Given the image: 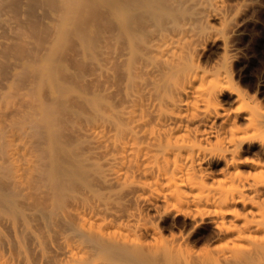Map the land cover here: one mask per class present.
Returning <instances> with one entry per match:
<instances>
[{"label": "bare ground", "instance_id": "bare-ground-1", "mask_svg": "<svg viewBox=\"0 0 264 264\" xmlns=\"http://www.w3.org/2000/svg\"><path fill=\"white\" fill-rule=\"evenodd\" d=\"M227 2L0 0V219L42 263L264 264V106L211 25Z\"/></svg>", "mask_w": 264, "mask_h": 264}, {"label": "rangeland", "instance_id": "rangeland-1", "mask_svg": "<svg viewBox=\"0 0 264 264\" xmlns=\"http://www.w3.org/2000/svg\"><path fill=\"white\" fill-rule=\"evenodd\" d=\"M227 1L238 4L236 9L233 3L228 4L234 7L230 19L225 24L212 20L211 25L222 32L227 41L226 56L236 86L264 106V0ZM209 50L207 55H210ZM17 71L19 69L12 67L5 72L0 65V128L5 122L20 117V99L14 96L21 87L20 80L14 77ZM3 220L0 219V264H44L27 239L17 242ZM33 228L41 235L38 227L33 225ZM209 233L203 235L206 237Z\"/></svg>", "mask_w": 264, "mask_h": 264}]
</instances>
